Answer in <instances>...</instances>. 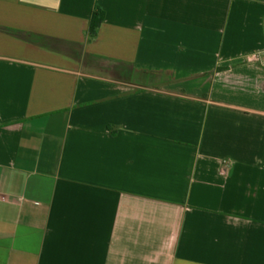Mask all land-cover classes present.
<instances>
[{
  "label": "crops",
  "instance_id": "0c3cea01",
  "mask_svg": "<svg viewBox=\"0 0 264 264\" xmlns=\"http://www.w3.org/2000/svg\"><path fill=\"white\" fill-rule=\"evenodd\" d=\"M263 49L264 0H0V264H264Z\"/></svg>",
  "mask_w": 264,
  "mask_h": 264
},
{
  "label": "built area",
  "instance_id": "2783aa9c",
  "mask_svg": "<svg viewBox=\"0 0 264 264\" xmlns=\"http://www.w3.org/2000/svg\"><path fill=\"white\" fill-rule=\"evenodd\" d=\"M246 61L252 65L264 68V49L261 51L249 54L246 57Z\"/></svg>",
  "mask_w": 264,
  "mask_h": 264
},
{
  "label": "trees",
  "instance_id": "16d2710c",
  "mask_svg": "<svg viewBox=\"0 0 264 264\" xmlns=\"http://www.w3.org/2000/svg\"><path fill=\"white\" fill-rule=\"evenodd\" d=\"M103 22V16L101 13L97 12L94 14L91 26H90V36L93 37L96 34V30L99 28L100 24Z\"/></svg>",
  "mask_w": 264,
  "mask_h": 264
}]
</instances>
